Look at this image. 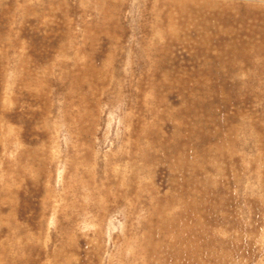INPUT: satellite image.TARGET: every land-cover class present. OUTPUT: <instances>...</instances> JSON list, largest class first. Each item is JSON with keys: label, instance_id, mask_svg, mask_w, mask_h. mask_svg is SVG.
<instances>
[{"label": "rangeland", "instance_id": "obj_1", "mask_svg": "<svg viewBox=\"0 0 264 264\" xmlns=\"http://www.w3.org/2000/svg\"><path fill=\"white\" fill-rule=\"evenodd\" d=\"M0 264H264V0H0Z\"/></svg>", "mask_w": 264, "mask_h": 264}]
</instances>
